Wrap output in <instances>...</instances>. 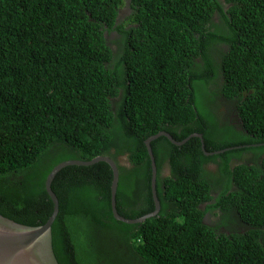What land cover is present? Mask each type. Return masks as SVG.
Wrapping results in <instances>:
<instances>
[{
    "label": "trees",
    "instance_id": "16d2710c",
    "mask_svg": "<svg viewBox=\"0 0 264 264\" xmlns=\"http://www.w3.org/2000/svg\"><path fill=\"white\" fill-rule=\"evenodd\" d=\"M162 131L241 148L155 140L161 211L135 225L107 163L64 168L59 264H264V0H0V215L45 224L49 173L98 156L119 214L153 212Z\"/></svg>",
    "mask_w": 264,
    "mask_h": 264
},
{
    "label": "water",
    "instance_id": "95a60500",
    "mask_svg": "<svg viewBox=\"0 0 264 264\" xmlns=\"http://www.w3.org/2000/svg\"><path fill=\"white\" fill-rule=\"evenodd\" d=\"M166 137L172 144L183 146L192 138H199L202 142V149L206 156L222 154L226 151L234 150L238 147L227 148L216 152H207L205 141L202 134L195 133L183 141H176L169 133L159 132L149 137L146 141V147L152 165V196L155 204V210L138 219H128L121 216L117 208V194L120 182V172L116 162L107 156H98L90 161L69 160L62 162L54 167L49 173L45 187L48 195L54 204V210L48 221L40 226H27L0 215V264H59L53 247V225L60 212V203L53 192L52 184L64 168L69 166L89 167L100 162L107 163L113 170V181L111 185V207L114 218L122 223L135 225L146 222L148 219L159 215L161 211V203L157 193V164L152 148V143L161 138Z\"/></svg>",
    "mask_w": 264,
    "mask_h": 264
},
{
    "label": "flooded vegetation",
    "instance_id": "af4514ba",
    "mask_svg": "<svg viewBox=\"0 0 264 264\" xmlns=\"http://www.w3.org/2000/svg\"><path fill=\"white\" fill-rule=\"evenodd\" d=\"M251 157V156H250ZM127 161V160H126ZM127 164V167H128V163H126ZM233 164H234V166L235 165H237V164H239V161H237V160H233ZM130 168V167H129ZM129 168H127V169H129ZM211 172H213V173H215V174H217V175H220V171H219V168L216 166V165H211L209 168H208ZM170 168H169V166H165V169L162 171V177H165V176H168V175H170ZM124 192H123V201H124V204H126L125 205V208H130V204L131 203H128L129 202V196H128V185L126 184L125 185V188H124V190H123ZM127 208V209H128ZM209 219V220H208ZM211 219V220H210ZM207 220H208V222L209 221H216L217 219L216 218H212L210 215L209 216H207Z\"/></svg>",
    "mask_w": 264,
    "mask_h": 264
},
{
    "label": "rangeland",
    "instance_id": "374dc122",
    "mask_svg": "<svg viewBox=\"0 0 264 264\" xmlns=\"http://www.w3.org/2000/svg\"><path fill=\"white\" fill-rule=\"evenodd\" d=\"M124 11H125V9H123L122 16H124ZM224 111H226V109H224V108H223V112H224ZM124 163L126 164V163H127V161H126V160H124Z\"/></svg>",
    "mask_w": 264,
    "mask_h": 264
}]
</instances>
